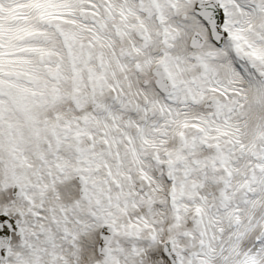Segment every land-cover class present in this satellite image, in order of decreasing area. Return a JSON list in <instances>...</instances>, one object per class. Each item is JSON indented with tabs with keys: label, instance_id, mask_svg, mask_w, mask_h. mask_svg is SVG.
Here are the masks:
<instances>
[{
	"label": "snow or ice",
	"instance_id": "snow-or-ice-1",
	"mask_svg": "<svg viewBox=\"0 0 264 264\" xmlns=\"http://www.w3.org/2000/svg\"><path fill=\"white\" fill-rule=\"evenodd\" d=\"M0 264H264V0H0Z\"/></svg>",
	"mask_w": 264,
	"mask_h": 264
}]
</instances>
